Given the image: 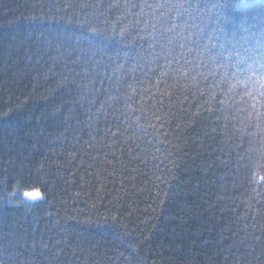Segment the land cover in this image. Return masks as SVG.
<instances>
[{
    "label": "trees",
    "instance_id": "obj_1",
    "mask_svg": "<svg viewBox=\"0 0 264 264\" xmlns=\"http://www.w3.org/2000/svg\"><path fill=\"white\" fill-rule=\"evenodd\" d=\"M262 77L264 0H0V264H264Z\"/></svg>",
    "mask_w": 264,
    "mask_h": 264
},
{
    "label": "snow or ice",
    "instance_id": "obj_2",
    "mask_svg": "<svg viewBox=\"0 0 264 264\" xmlns=\"http://www.w3.org/2000/svg\"><path fill=\"white\" fill-rule=\"evenodd\" d=\"M261 80L264 81V77H262Z\"/></svg>",
    "mask_w": 264,
    "mask_h": 264
},
{
    "label": "bare ground",
    "instance_id": "obj_3",
    "mask_svg": "<svg viewBox=\"0 0 264 264\" xmlns=\"http://www.w3.org/2000/svg\"><path fill=\"white\" fill-rule=\"evenodd\" d=\"M187 146V145H186Z\"/></svg>",
    "mask_w": 264,
    "mask_h": 264
}]
</instances>
